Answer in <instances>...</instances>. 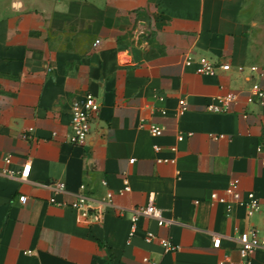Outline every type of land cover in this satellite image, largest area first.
<instances>
[{
    "label": "crops",
    "instance_id": "crops-1",
    "mask_svg": "<svg viewBox=\"0 0 264 264\" xmlns=\"http://www.w3.org/2000/svg\"><path fill=\"white\" fill-rule=\"evenodd\" d=\"M201 58L226 68L199 74ZM253 67L264 69V0H0V264H242L239 234L264 239V108L207 107L246 91ZM89 95L92 136L69 145L71 103ZM233 179L259 199L254 216L210 200ZM81 184L93 204L111 192L113 208L83 218L69 207ZM150 202L174 224L141 217L130 236ZM147 231L178 251L145 243Z\"/></svg>",
    "mask_w": 264,
    "mask_h": 264
},
{
    "label": "built area",
    "instance_id": "built-area-1",
    "mask_svg": "<svg viewBox=\"0 0 264 264\" xmlns=\"http://www.w3.org/2000/svg\"><path fill=\"white\" fill-rule=\"evenodd\" d=\"M99 44V41L95 45ZM199 74L203 75H215L218 70H224L226 65L217 64L210 59L201 58L198 61ZM242 69H240L241 71ZM251 80L250 86L246 91H232L229 92L216 100L215 104L207 107L208 112L212 113H227L232 105H237L241 102L244 103L245 107H261L264 108V69L253 67L251 69ZM180 114L185 111L184 101H180ZM100 110V104L92 96H86L81 100H74L70 106V128L71 135L67 138V143L72 146H84L88 143L93 133V126L96 125L98 120V114ZM243 118L248 117L247 111L242 113ZM141 128H147L150 135L153 137H159L162 135V129L145 123L140 124ZM29 133L32 130L28 131ZM29 135H24V139H29ZM222 138V137H220ZM178 140H182V137H178ZM154 150L158 152L159 147H155ZM262 149L260 148L259 151ZM6 163H9V159H5ZM134 159L130 160L133 163ZM8 175L12 174L7 172ZM30 174V167L26 166L20 172V179L26 180ZM104 187H107L105 181L102 182ZM49 187L58 191H64L66 185L63 182L54 181L48 185ZM129 187L126 186L123 190L119 191V195H123L129 192ZM26 197H20L19 202L24 205L26 203ZM210 200L214 203L222 205L225 209V213L229 216L235 207H242L245 209L246 216L252 217L257 214L261 209V204L256 195L252 192L244 193L240 188V181L233 179L224 191V194L219 195L212 193ZM60 205V204H58ZM113 195L111 192H107L105 197L102 198L98 203L93 204L90 196L86 193V186L84 184L79 185L75 199L69 204V207L77 211L83 218H89L98 220L104 215L106 209L113 208ZM148 218L156 223L158 228L167 227L174 222L164 217L163 213L156 208L152 202L146 206L137 207L133 209V216L131 222L133 224V230L130 236L134 235V228L140 218ZM143 240L147 244L157 243L164 253H172L178 251V246L172 243L169 239L160 238L155 233L147 231L143 237ZM239 246L238 253L242 258V264H251L250 259L252 255L257 251H264V239H261L258 232L255 229H250L239 234L238 237ZM221 239L217 238L213 240V247L219 248ZM145 263L158 264L148 258L144 259ZM219 264H224L220 262Z\"/></svg>",
    "mask_w": 264,
    "mask_h": 264
}]
</instances>
